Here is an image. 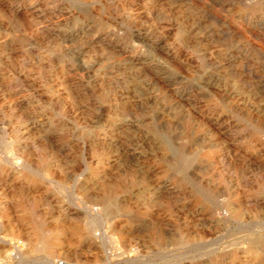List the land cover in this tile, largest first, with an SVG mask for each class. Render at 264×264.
Here are the masks:
<instances>
[{
	"label": "rangeland",
	"instance_id": "obj_1",
	"mask_svg": "<svg viewBox=\"0 0 264 264\" xmlns=\"http://www.w3.org/2000/svg\"><path fill=\"white\" fill-rule=\"evenodd\" d=\"M264 264V0H0V264Z\"/></svg>",
	"mask_w": 264,
	"mask_h": 264
},
{
	"label": "built area",
	"instance_id": "obj_2",
	"mask_svg": "<svg viewBox=\"0 0 264 264\" xmlns=\"http://www.w3.org/2000/svg\"><path fill=\"white\" fill-rule=\"evenodd\" d=\"M55 264H64V261H63V260H57V261L55 262Z\"/></svg>",
	"mask_w": 264,
	"mask_h": 264
}]
</instances>
